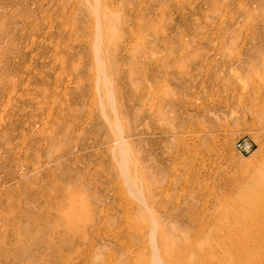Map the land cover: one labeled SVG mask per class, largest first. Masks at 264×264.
I'll return each mask as SVG.
<instances>
[{
  "label": "rangeland",
  "instance_id": "374dc122",
  "mask_svg": "<svg viewBox=\"0 0 264 264\" xmlns=\"http://www.w3.org/2000/svg\"><path fill=\"white\" fill-rule=\"evenodd\" d=\"M0 264H264V0H0Z\"/></svg>",
  "mask_w": 264,
  "mask_h": 264
},
{
  "label": "built area",
  "instance_id": "2783aa9c",
  "mask_svg": "<svg viewBox=\"0 0 264 264\" xmlns=\"http://www.w3.org/2000/svg\"><path fill=\"white\" fill-rule=\"evenodd\" d=\"M236 150L242 155H248L254 150V143L248 136H242L235 142Z\"/></svg>",
  "mask_w": 264,
  "mask_h": 264
},
{
  "label": "bare ground",
  "instance_id": "6f19581e",
  "mask_svg": "<svg viewBox=\"0 0 264 264\" xmlns=\"http://www.w3.org/2000/svg\"><path fill=\"white\" fill-rule=\"evenodd\" d=\"M107 96H108V95H107ZM123 156H125V155H123ZM124 158H125V157H124ZM126 158H127V157H126ZM126 158H125V159H126Z\"/></svg>",
  "mask_w": 264,
  "mask_h": 264
}]
</instances>
